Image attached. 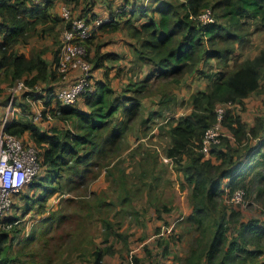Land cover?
<instances>
[{"label":"trees","instance_id":"16d2710c","mask_svg":"<svg viewBox=\"0 0 264 264\" xmlns=\"http://www.w3.org/2000/svg\"><path fill=\"white\" fill-rule=\"evenodd\" d=\"M77 1L0 0V73L10 76L14 83L24 81L34 90L28 92V96H34L36 89L43 86L42 89L48 95L45 106L51 108L55 118L63 122H78V132L56 130L50 133L49 130L43 131L33 120L14 119L7 125L6 132L19 138L29 133L30 142L41 149L48 181L59 180L69 171L83 178L88 166L94 164V155L103 153L108 145L112 146L123 138L129 126L137 121L142 107L139 99L117 94L110 82L111 67L108 65L105 80H97L94 89L81 97L90 110L76 105H59V102L52 99L54 91L60 86L57 87L59 81L56 75L59 51L54 52L52 70L51 64L40 50L27 56L19 53L17 46L27 44L31 37L39 33V28L44 27L43 30L40 29L44 34L60 25L63 18L52 13L57 2L67 4L73 18L86 19L91 27H99L84 42L86 58L93 65L92 70H101L106 61L119 59L115 53H99L90 57V45L93 44L97 31L104 28L117 30L122 24L119 18L126 17L124 24L132 30L133 37L140 40V48L135 52L138 61L153 65L150 73L139 82V92L146 91L155 75L170 79L193 73L205 59L229 61L234 46L246 37L244 28L248 24V18L259 20L264 27V0H186L182 5V14L175 13L170 5L154 6L149 12L147 6L140 8L137 0H127L108 18L97 15L93 8L88 13L75 16L69 3ZM93 1H90L91 4ZM207 10L214 16L212 22L200 19ZM97 19H104L103 24L97 26ZM209 77L211 81L207 90L192 96L191 113L181 116L171 125V145L167 151L170 158H177L179 154L189 156V161L182 166V170L192 186L189 218L199 226L202 236L200 241L206 235L204 222L208 206H218L223 197H230L231 200L238 189H243L246 195L247 189L243 183L247 185V178L257 162L256 157L260 156L264 163V110H260L261 113L255 117L253 124H248L243 116L244 111H248L247 101L253 95L264 92V49L253 59L240 62L232 71L219 72L215 77ZM42 97L44 98L43 94ZM56 104L60 107V114L54 109ZM218 108L224 109L220 142L211 144L206 152L203 150L205 136L218 122ZM44 119H47L46 116ZM223 130L227 133L224 134ZM87 146L90 148L87 149ZM256 174L264 179L261 171ZM40 186L46 193L44 199L56 192L57 188L52 186L49 189V185L44 183ZM261 191L262 187L258 195ZM125 200L126 198L123 199ZM240 212L239 209L224 206L217 230L206 250H200L198 246L186 257L185 264H202L204 261L206 264H259V259L264 257V223L259 219L241 220L238 218ZM13 221L14 218L6 215L1 225H12ZM103 222L106 229L110 230L107 231L106 241L111 234L128 240V234L116 231L110 219L104 218ZM231 222L236 224L237 229L230 227ZM229 236L232 237L229 239ZM9 237L8 230L0 232V264H10L13 261L7 253ZM34 238V235L29 237V242ZM115 252L113 245L97 248L93 252L94 264H104L105 254ZM170 252L167 243L161 254L167 257ZM32 256L36 257V252H32ZM132 259L136 264L141 261L137 256ZM32 263L42 264L35 258Z\"/></svg>","mask_w":264,"mask_h":264},{"label":"rangeland","instance_id":"374dc122","mask_svg":"<svg viewBox=\"0 0 264 264\" xmlns=\"http://www.w3.org/2000/svg\"><path fill=\"white\" fill-rule=\"evenodd\" d=\"M97 1L99 0H94ZM107 1L114 5L113 9L119 4L117 0ZM185 2L186 0H137V5L140 8L147 6L149 12L154 6L170 5L175 13L182 14ZM90 8L93 6L88 2L83 8L73 10V14L76 16L88 13ZM53 12L62 17L61 8L54 9ZM210 15L214 19L212 13ZM248 20L244 28L246 37L234 46L229 61L205 59L193 73L170 79L155 75L145 92L138 91L141 85L139 82L150 73L153 65L138 61L135 52L140 48V40L133 37L132 30L124 24L126 17H123L118 31H102V37L91 51L90 57L108 52H118L121 57L106 61L101 70L93 69L91 84L100 79L105 80L106 66L111 65L114 71L109 70L110 82H118L119 79L118 84L114 83L112 87L119 96L139 99L142 103L140 115L129 126L123 138L112 146L108 145L103 153L94 155V164L88 166L83 178L69 171L59 180L48 181L46 167H43L33 180L34 183L29 182L16 195L14 208L7 214L15 221L9 226L0 225V232H10L7 242V253L13 259L10 264H33V258L42 264H94L93 252L110 245L114 246L116 252L105 254L104 264H136L132 259L135 256L141 259L138 264H185L186 257L198 246L200 250H206L217 230L224 206L241 210L238 216L241 220L259 219L264 223V179L256 174L258 171L264 173V163L260 156L256 157L257 162L247 178V185L243 183L248 197L244 194V201L241 203H233L230 197H223L218 206L211 207L210 204L204 222L206 235L200 241L202 236L199 226L189 218L192 186L182 170V166L189 161V156L179 154L177 158H170L167 154L171 145V125L181 116L191 113V98L197 92L207 90L211 81L209 76L215 77L216 73L232 71L240 62L253 59L264 49V27L259 20ZM67 27V22L63 20L60 27L43 36L41 30L44 27L39 28V35L31 37L30 43L20 46L18 52L30 56L33 51L40 50L44 58L52 61V54L62 49ZM100 44L110 45L103 49ZM56 75L58 87L62 78L58 76L59 71ZM77 75L78 70L68 72L69 78ZM16 83L10 76L0 73V128ZM42 88L43 86L29 98L24 93L18 94L13 102L16 109L10 118L34 121L35 113L43 109L37 100L43 98ZM83 101L80 98L76 106L90 110ZM261 101L263 100L259 94L247 101L248 111H244L243 116L248 124H253L255 117L261 113ZM43 121L46 122L38 124L43 131L78 132L76 120L73 123L63 122L53 117ZM223 132L227 133L226 130ZM22 139L31 141L29 133ZM236 154L237 151L234 155ZM178 158L181 159L178 161ZM41 183L49 185V189L57 187L56 192L44 199L46 193L40 186ZM261 187L262 191L258 195ZM104 218L112 221L116 231L128 234V240L119 239L110 233L111 236L106 241L107 231L110 230L106 229ZM230 227L237 229L234 222H231ZM33 235L35 238L29 242L28 238ZM230 237L232 236L229 239ZM167 243L171 252L166 257L161 253ZM32 252H36V257L32 256ZM259 262L264 264V257ZM202 264H206V261Z\"/></svg>","mask_w":264,"mask_h":264},{"label":"built area","instance_id":"2783aa9c","mask_svg":"<svg viewBox=\"0 0 264 264\" xmlns=\"http://www.w3.org/2000/svg\"><path fill=\"white\" fill-rule=\"evenodd\" d=\"M40 1V0H34ZM62 18L67 22V29L63 37L62 49L59 52V63L57 69L62 78L61 85L54 91L52 99L63 106H75L86 92L94 89L91 84L92 65L88 62L87 50L84 42L92 36L94 28L86 19L73 18L67 4H63ZM211 11L204 12L200 19L203 22H212ZM104 19H97V26L103 24ZM78 70V75L71 80L68 72ZM39 89V88H38ZM36 89V90H38ZM12 98L4 113L0 129V225L4 217L10 213L16 203L18 195L24 187L35 179L44 165L40 148L32 142H25L22 138L6 132L7 125L14 120L10 117L16 108L13 107L15 97L20 94H28L34 91L24 81H19L13 88ZM43 100H48L47 93H43ZM60 114V107L54 108ZM224 109H217L218 122L209 129L205 136L203 150L208 152L211 144L220 142L221 124ZM46 116L47 119L55 118L50 107H43L34 116V122L39 123ZM244 190L238 189L234 192L231 201L241 203L244 201Z\"/></svg>","mask_w":264,"mask_h":264},{"label":"crops","instance_id":"0c3cea01","mask_svg":"<svg viewBox=\"0 0 264 264\" xmlns=\"http://www.w3.org/2000/svg\"><path fill=\"white\" fill-rule=\"evenodd\" d=\"M88 2H90V1H92V0H87ZM117 1H119V4H117V6L113 9V7H114V5L113 4H110L107 0H99V1H97V2H94L93 1V4H91L92 6H93V10L97 13V15H99V16H101V17H106V18H108V17H110L112 14H113V12H116V10L117 9H119V7H120V5L123 3V2H126L127 0H117ZM88 2H84V0H78L77 2H75V3H77L76 5L74 4V3H69V5H71V7L73 8L72 10H74V11H76L77 10V8H83L84 6H86V5H88ZM90 3H92V2H90ZM62 6H63V4H62V2H57L56 4H55V7L52 9V13L54 14V12H53V10L54 9H60V8H62ZM55 15V14H54ZM80 15V14H79ZM119 19H121V21H122V19H123V17H121V18H119ZM60 25H62V22L60 23ZM60 25H58L56 28H58V27H60ZM55 28V29H56ZM99 27H96L95 26V28H94V32L98 29ZM105 29H111V28H104V29H100V30H98L97 31V33H96V38H95V40H94V42H93V44L90 46L91 47V51L93 50V48H96V43L97 42H99V40H100V38L102 37V35H100L101 33H102V31L103 30H105ZM119 29V28H118ZM118 29H117V31H118ZM112 30H115V29H112ZM38 32L40 33V29L38 30ZM46 33H50V32H46ZM46 33H44V35L46 34ZM39 35V34H38ZM41 36H43V34H41ZM31 40V39H30ZM30 40H29V42L27 43V44H20L19 46H17V50H18V48L20 47V46H26V45H28L29 43H30ZM0 41H1V37H0ZM110 44H100V47H103V49L104 48H106V47H108ZM108 53H115V54H117L118 56H119V58L121 57V55H120V53H118V52H108ZM52 56H53V59H54V53L52 54ZM46 59V58H45ZM47 60V59H46ZM121 60H122V58H121ZM50 64H51V68H52V70H54V66H53V60L52 61H49V60H47ZM108 66H110L111 67V70H113V67L111 66V65H108ZM114 71V70H113ZM71 80H73V76L70 78ZM115 80V79H114ZM51 81H54V79H51ZM118 82H119V79H118ZM118 82H114V83H117L118 84ZM114 83H112V84H114ZM54 85L56 84V83H53ZM26 95V97L27 98H29V97H31V95L30 96H28L27 94H25ZM259 95H261V97H262V100L263 101H261V105H262V110H263V107H264V92L263 93H261V94H259ZM42 99L43 98H39V99H37L38 100V102L39 103H41V106L42 107H45V101H42ZM83 103H84V105H85V101H83ZM53 105H54V102L52 101L51 102V107H53ZM80 107H82V108H84L83 106H80ZM85 109V108H84ZM5 112V111H4ZM4 115V114H3ZM35 116V115H34ZM13 119H15V118H13ZM44 123V122H46V121H43V120H41L40 121V123ZM40 123H38V124H40ZM41 128V127H40ZM1 129V128H0ZM47 129V128H46ZM45 131V130H44Z\"/></svg>","mask_w":264,"mask_h":264}]
</instances>
